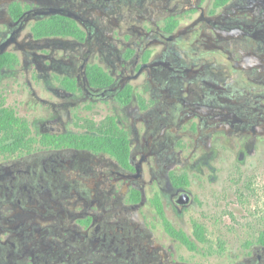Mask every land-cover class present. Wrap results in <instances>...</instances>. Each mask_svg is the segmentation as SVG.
Returning a JSON list of instances; mask_svg holds the SVG:
<instances>
[{"label": "flooded vegetation", "instance_id": "1", "mask_svg": "<svg viewBox=\"0 0 264 264\" xmlns=\"http://www.w3.org/2000/svg\"><path fill=\"white\" fill-rule=\"evenodd\" d=\"M259 144L264 0H0V264H264L185 228L199 175Z\"/></svg>", "mask_w": 264, "mask_h": 264}, {"label": "rangeland", "instance_id": "2", "mask_svg": "<svg viewBox=\"0 0 264 264\" xmlns=\"http://www.w3.org/2000/svg\"><path fill=\"white\" fill-rule=\"evenodd\" d=\"M4 82L16 92L14 99L20 98L26 88L22 76L5 78ZM28 98V116L39 121L48 108L35 103L31 94ZM215 165L217 170L199 175L203 192L195 193L206 201L193 206L186 215L185 228L189 233L191 219L206 227L208 240L205 244L198 243V247L213 253L216 259L218 254H232L246 241H255L264 230V146L259 144L258 148L247 152L224 148ZM167 215L180 226L176 214L168 210ZM158 225L162 226V222Z\"/></svg>", "mask_w": 264, "mask_h": 264}, {"label": "trees", "instance_id": "3", "mask_svg": "<svg viewBox=\"0 0 264 264\" xmlns=\"http://www.w3.org/2000/svg\"><path fill=\"white\" fill-rule=\"evenodd\" d=\"M18 119L14 117V124H16V121ZM30 139H32V137H30ZM23 140V138H17L15 137L13 139V142L12 143H7L6 145L7 146H15L17 141H19L21 143V141ZM125 150L127 148V142L125 141ZM126 151H124L125 153ZM157 206H158V210H159V213H160V216L163 220V223L165 224V226L168 228L169 231H171L173 233L174 236H176L177 238H179L180 240H182L185 244H187L188 246L190 247H193L194 246V241L192 239H190V237L182 230H176V228L172 225V223L169 221V219L166 217L165 213H164V210H163V207H162V204L157 201ZM195 228H196V237L199 241L201 242H206L208 239H207V235H206V230L204 228V226L199 223V222H195ZM260 240H264V230H262L259 234V237H258Z\"/></svg>", "mask_w": 264, "mask_h": 264}]
</instances>
